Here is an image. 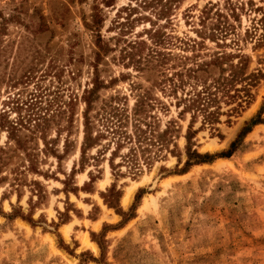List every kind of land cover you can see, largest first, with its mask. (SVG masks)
Masks as SVG:
<instances>
[{"label":"rangeland","instance_id":"obj_1","mask_svg":"<svg viewBox=\"0 0 264 264\" xmlns=\"http://www.w3.org/2000/svg\"><path fill=\"white\" fill-rule=\"evenodd\" d=\"M107 1L0 0V116L19 125L36 165L28 168L29 157L0 128V264H264V79L240 115L228 114L233 105L223 99L214 124L202 114L192 123L182 111L189 95L229 77L233 64L264 75V0ZM97 34L111 51L99 63L104 85L91 116L116 106L132 137L113 158L118 138L102 122L93 133L106 134L103 147L82 155ZM223 57V66L213 65ZM138 102L152 117L151 128L142 124L148 151L130 152ZM258 114L261 123L230 157L185 168L189 130L193 150L225 155ZM122 193L125 207L136 193L128 213L118 208ZM93 205L106 216L116 209L128 224L110 238L108 229L92 234L101 255L85 234L83 248L98 256L75 252L59 235L81 212L95 217ZM70 230L62 228L66 238Z\"/></svg>","mask_w":264,"mask_h":264},{"label":"trees","instance_id":"obj_2","mask_svg":"<svg viewBox=\"0 0 264 264\" xmlns=\"http://www.w3.org/2000/svg\"><path fill=\"white\" fill-rule=\"evenodd\" d=\"M109 1V0H108ZM107 1V2H108ZM94 21L92 24V27L94 28V31L98 33L99 27H100V18L96 14L94 15ZM97 39H96V47L98 52L96 53V61H95V70L97 74L94 76L93 79V87L85 92L84 96V103H85V110L83 112V118H84V143L82 146V155L84 156L86 154V149L88 147H94V146H99L103 147L101 144V141L105 138H108L106 134H104L102 131H96L95 135L93 133L94 128L99 129V124L102 122V125L104 128H106V132L108 136H111V140H115L118 138V140L115 143V148L111 151V157H115L117 151L123 147V144L125 142L129 141L132 142V137L130 134H128L127 130H124L125 123L123 120H120L119 118V109H117L116 106H111L110 111H106V114L101 116L100 118L97 117V119L93 120V117L91 114L93 113V106L94 103L97 99L98 92L104 85V82L101 81L100 76H99V63L104 60L106 55L110 53V46L108 43H105L101 36L97 34ZM130 46H134L132 48H135V46H140L144 45V42H134V43H129ZM152 53H154L156 56H159L160 53L154 52L152 50ZM162 54V53H161ZM135 54L128 52L127 57L129 61H133V57ZM140 57V56H139ZM225 61H227V57L223 58H218L214 61L213 65H219L223 66L225 64ZM141 63V61H139ZM227 64V63H226ZM212 65V64H210ZM209 67V66H206ZM215 67V66H214ZM232 69L230 71V75L227 78H219L215 79L212 83L214 85H204V87L201 90H196L192 95H189V99H185L187 102L184 107H182V111L186 113H191L192 114V123L194 119H196V115L199 116V114H202L204 118V122H208L209 124H214L220 116L221 113V107H220V102L223 99L225 104L228 105H233V107L228 111V114L230 113L231 116L234 114L240 115V113L244 112L252 103L254 100V95L252 93V88L257 87V83L264 79V75L259 71L258 73H253L251 75L246 74V68L244 67L243 62L239 65H231L230 66ZM238 84L241 85L240 88H238ZM144 103L143 102H138L135 105L134 108V114L133 116L135 117V135L137 137V142L138 144H135L136 147H131L130 152L134 151L136 152L137 150H141L142 152L148 151V149L143 148L144 141H146L147 144V138L144 139L143 135H145V132L142 129V124L145 123L144 125L148 126L151 128V125H148L147 121L148 118L152 119L151 116H149V113L147 110L144 108ZM264 105L262 107L263 111ZM261 113V112H260ZM144 114L143 117L141 116ZM233 114V115H232ZM261 114H258L256 118L252 119L251 125H246V127L242 130L240 133L238 139L232 144L231 150L228 154H217V155H209V154H201L196 150H193L191 145H192V140L194 139V136L192 132L189 130L186 136L187 140V146H186V154H187V161L185 163V168H189L193 165H200V164H206V163H212L214 160L218 158H228L232 155L233 152L236 151L239 139L245 135L248 134L251 131V126L257 125L261 123ZM46 121V120H45ZM30 122H33L30 120ZM23 121L20 122V125H23ZM18 124H14L12 121H10L7 117V115L4 114L0 116V128L1 129H7L8 131V137L16 142V149L17 150H23L26 153V156L29 157V163L30 165L28 166L29 169L31 170H36L35 164H34V155L31 154L28 149V140L26 137H22L18 135L19 128ZM191 127V126H190ZM100 130V129H99ZM151 132H153L151 130ZM167 132V131H166ZM163 137V136H162ZM161 137V138H162ZM162 140V139H161ZM163 141V140H162ZM153 145V141H150ZM6 149L0 147V151L4 152ZM60 158V157H58ZM0 170H2L1 167L5 166V161L0 155ZM1 178V175H0ZM1 183V179H0Z\"/></svg>","mask_w":264,"mask_h":264},{"label":"crops","instance_id":"obj_3","mask_svg":"<svg viewBox=\"0 0 264 264\" xmlns=\"http://www.w3.org/2000/svg\"><path fill=\"white\" fill-rule=\"evenodd\" d=\"M135 194L132 198L131 203H130L131 194H129L128 197L125 198V204H127V206L129 205L128 207H125L122 203L125 194L122 193L118 207L122 211V213H128L131 211L135 202ZM95 206H97L100 209V212L95 217H90V211H93V209H90L87 213L81 212V214L85 216L82 217L76 216V219L78 220L79 223H75L74 219L70 218V220L63 223L59 229V235L62 241L70 245L71 248H73V250L77 253L78 252L88 253L93 256H98V253H95L90 248H83L82 238H85L84 237L85 234H88L86 243L90 245L93 249H95V246L93 245L94 243L97 246L99 254L101 255L102 253L101 245L92 239V234L93 233L100 234L105 229H108L109 234L107 237L110 238L111 235L117 236L118 234L122 233L124 230H126V227L128 225L127 222L122 224L124 217L121 214H119L116 209H111L112 211L110 212H112V214L106 216L103 210L101 209V207H99V205H93L92 208H94ZM108 209L109 208L107 206V211H109ZM138 218H139V210L136 211V216L133 219L137 220ZM69 226H71V230L69 233V238H66V236L62 232V228ZM65 233L67 234V230H65Z\"/></svg>","mask_w":264,"mask_h":264},{"label":"bare ground","instance_id":"obj_4","mask_svg":"<svg viewBox=\"0 0 264 264\" xmlns=\"http://www.w3.org/2000/svg\"><path fill=\"white\" fill-rule=\"evenodd\" d=\"M131 192V191H130ZM133 192V191H132Z\"/></svg>","mask_w":264,"mask_h":264}]
</instances>
